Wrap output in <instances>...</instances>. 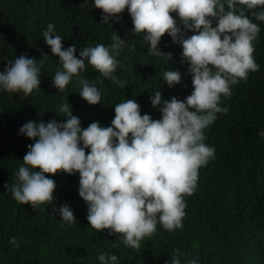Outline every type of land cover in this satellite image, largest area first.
Here are the masks:
<instances>
[{"label":"trees","instance_id":"obj_1","mask_svg":"<svg viewBox=\"0 0 264 264\" xmlns=\"http://www.w3.org/2000/svg\"><path fill=\"white\" fill-rule=\"evenodd\" d=\"M119 15L118 21L102 22V10L94 7V0H0V71L8 60L22 54L44 59L39 90L25 97L0 89V264H101L102 253L116 255L117 264H166L177 249L181 264L192 259L197 264H264V137L259 135L264 132V22L254 18L260 27L253 41L259 71L230 86L231 96L220 99L227 113H218L204 130V143L214 147L215 155L199 169L194 194L184 196L182 229L169 232L158 223L156 233L144 238L139 250L125 246L122 237L110 235L107 229L97 231L89 224L87 203L79 196V173L46 174L57 185L52 204L33 210L14 199L10 187L16 183L28 145L34 143L19 133L26 122H64L59 105L69 102L82 128L96 121L108 127L115 105L127 99H135L141 115L155 120L161 118L159 107L150 99L156 91L165 100L173 96L184 100L191 94L192 77L187 62L181 60L182 47L166 33L158 47L171 53V59L149 55L143 34H133V25L125 23L131 18L128 10ZM49 23L55 25L65 49L76 47L77 57L84 47L110 46L114 33L125 40L113 73L126 82L125 87L105 78L87 61L66 90L52 86L55 73L63 67L41 35ZM168 70L180 71L179 84L169 87L164 81ZM80 78L100 90V103L91 105L81 97ZM65 203L77 219L72 225L58 212ZM12 237L18 246L9 242Z\"/></svg>","mask_w":264,"mask_h":264},{"label":"clouds","instance_id":"obj_2","mask_svg":"<svg viewBox=\"0 0 264 264\" xmlns=\"http://www.w3.org/2000/svg\"><path fill=\"white\" fill-rule=\"evenodd\" d=\"M94 7L102 10L104 23L120 20L119 14L127 9L132 33L143 34L150 45L149 55L171 59V53L158 47L167 33L182 47L181 60L188 64L193 90L184 100L176 96L165 100L161 91H156L150 99L159 107L161 118L155 120L149 114L141 115V105L135 99H127L115 105L108 127L96 121L82 128L69 102L59 105L64 122H26L19 133L34 143L28 145L10 191L18 203L36 210L55 199L56 181L46 174L79 173L78 191L87 203L89 224L97 231L107 229L110 235H119L125 246L139 250L141 241L156 233L158 223L169 232L183 228L184 196L194 194L199 169L215 155L214 147L204 143V130L218 113H227L220 99L231 96L230 86L259 71L253 41L260 27L252 18L264 22V10L257 11L264 9V0H94ZM188 31L195 34L188 36ZM41 35L62 63L63 70H58L52 81L60 92L85 70V61L125 87L126 82L113 75L120 64L116 56L126 43L119 35H112L108 47H84L79 57L74 45L63 47L53 23ZM43 66L44 59L37 61L27 54L8 60L0 71V89L27 97L40 89ZM163 79L173 87L182 77L179 70H168ZM79 83L83 99L91 105L101 102L96 86L85 78ZM259 135L264 137V132ZM58 212L69 225L77 220L67 203ZM9 242L18 246L16 237ZM98 260L117 264L118 257L102 253ZM166 264H181L179 249Z\"/></svg>","mask_w":264,"mask_h":264},{"label":"rangeland","instance_id":"obj_3","mask_svg":"<svg viewBox=\"0 0 264 264\" xmlns=\"http://www.w3.org/2000/svg\"><path fill=\"white\" fill-rule=\"evenodd\" d=\"M130 17V16H129ZM127 20V21H126ZM125 20V23H127V24H129L130 26H132L133 25V23H132V19L131 18H128V19H126Z\"/></svg>","mask_w":264,"mask_h":264}]
</instances>
